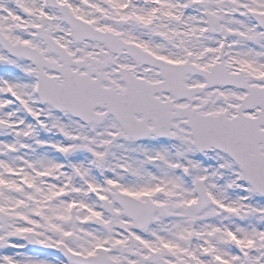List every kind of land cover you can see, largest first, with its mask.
<instances>
[{"label": "rangeland", "instance_id": "374dc122", "mask_svg": "<svg viewBox=\"0 0 264 264\" xmlns=\"http://www.w3.org/2000/svg\"><path fill=\"white\" fill-rule=\"evenodd\" d=\"M188 1L58 0L94 28L114 31L124 40L138 42L166 60L178 63L188 60L210 69L223 53L231 72L242 69L248 76L264 73V41L259 40L260 32L244 18L243 3L206 0L212 2L208 9L221 19L216 33L210 35L201 11L194 13L192 8H184L182 3L186 5ZM253 1L254 7L264 10V0ZM15 2L26 15L11 5L8 8L6 0H0V29L13 44L21 41L45 54V45L34 39L32 30L44 23L46 31L70 53L79 50L78 58H95L97 50L103 49L102 45L91 42L72 43L59 12L48 8L45 0ZM2 7L13 15L1 13ZM131 14L140 23L138 30L128 23ZM8 18L9 23L14 24H9ZM111 18L126 21L125 27L117 29L110 22ZM15 22L18 26L14 29ZM250 40H256L259 51L252 48ZM48 59L57 60L55 56ZM119 66L133 69L148 81L160 80L155 70L139 68L122 56L114 58L105 71L106 77L121 89L124 84L116 76ZM33 76L35 69L29 62L9 60L0 48V209L9 220L7 234L0 233V238L5 240L4 247L0 248V264L4 260L13 264H63L54 253L36 256L15 252L24 248L22 239L27 231H33L47 248H58L63 243L83 255L96 254L103 246L108 248V239L125 245L128 237L134 236L143 255L158 251L170 262H186L192 258L197 264L213 261L215 264H244L238 254L229 250L227 239L233 238L249 255V264H264V203L255 196L253 201H247L250 190L240 177L239 167L227 156L211 151L210 161L205 163L194 149L189 129L181 121L174 122L168 139L148 137L139 143L140 150L133 152L131 148L137 145H129L126 132L113 118L82 126L67 113L60 114L43 106L36 94L37 83ZM201 82L202 79L195 76L189 77L187 84ZM5 89L12 98L3 97ZM219 95L227 99L230 112L235 114L246 93L232 88L211 89L195 106L209 102L203 113L223 112ZM186 105L185 101L177 103L178 107ZM247 115L254 116V113ZM39 124L42 129L34 131ZM92 155L106 158L104 171L92 174L96 173ZM54 157L68 162H59ZM176 157L181 160L180 166ZM69 167L71 171L66 172ZM177 167L191 169L190 180L196 178L205 182L211 197L205 209L190 210L189 204L196 201V196L186 178L178 176ZM108 192L154 201L153 220L145 229L137 230L116 203L117 214L107 215L98 204L104 197L110 199ZM251 217L258 218L257 228L246 227L244 220L250 221ZM110 256L119 259L117 253ZM126 259L134 261L129 256Z\"/></svg>", "mask_w": 264, "mask_h": 264}, {"label": "water", "instance_id": "95a60500", "mask_svg": "<svg viewBox=\"0 0 264 264\" xmlns=\"http://www.w3.org/2000/svg\"><path fill=\"white\" fill-rule=\"evenodd\" d=\"M215 25L214 23H212V27L210 28L212 32ZM36 66L40 70L39 75L42 81V90L47 93L50 102L53 103V96L58 100L57 105L67 107L68 110L72 111L73 115L79 117L85 122L90 123L91 121H96L98 119V116L93 114V109L95 107L107 106L109 108V111L105 114V116H107L109 113H113L115 117L119 121H121L122 125L128 129L130 136H133L135 138H143L146 137L149 133L156 132V130L148 131L146 126L144 131H133L135 130V126L133 125V114L134 112H140V109L137 106L140 95L137 93V89L135 87L136 84H132L131 81V85L128 86V90L123 94H118L113 89L102 90L100 87L92 86L88 78L69 79L65 82V85L63 83L62 87L55 88L52 87L54 86V80L42 73L44 64L36 63ZM48 67L52 69V65H48ZM164 72H167V70H164ZM187 72H189V70L181 73L178 78H181L182 81L184 79L183 75ZM197 72L199 71H193L194 74ZM201 73L209 78L212 84L214 83L212 78H215L216 74L203 71H201ZM222 74L226 79H229V81L217 82V84L237 85L236 80H234L235 77H231L224 72ZM240 79H243V75ZM238 85H241L243 87L246 86L243 82ZM182 90L185 91L186 88H183ZM261 96L263 98L262 106L264 107V92L261 93ZM261 96L256 94H251L250 96H248L247 100L243 102L242 107L239 109V117L234 119L233 122L222 121L221 119L224 117L214 118L208 116L206 119H198L197 115H195V117L193 118V122L195 124L197 123V126L195 125L194 127V124L190 122L186 123L193 129L198 146L204 144V146L202 145V148H205L206 150H209L213 146L231 154L234 158H236L238 162H240L244 166L249 174V180L252 181V183L256 187H264V156L260 154V148L258 147L260 142L264 143V132H261L259 130V125L264 124V117L262 116V113H260V121H257L254 124L249 123L248 120H246L242 116V111L253 108V103L256 102L255 98H261ZM259 101L260 99H258V102ZM53 104L55 105V103ZM167 112H169V109L167 110ZM150 115L151 114H149L148 112V114L145 116L144 124H146ZM167 115L168 124L165 128L166 132H162L164 136H168L172 120L182 117L180 113ZM128 118H131V120L127 121ZM189 118L191 119V117ZM252 152H254L253 155L251 154ZM99 160L102 162V164L100 165L103 166L104 159L99 158ZM245 179L248 180L247 177H245ZM198 187L201 191V183H199ZM202 197V201L194 207L195 210H199L206 205V197L203 195ZM142 205L145 207V211L142 214V220L140 221L139 226L145 227L146 224L151 220V206L149 204ZM1 217L2 218H0V220L3 223V230H6V220L3 215Z\"/></svg>", "mask_w": 264, "mask_h": 264}, {"label": "flooded vegetation", "instance_id": "af4514ba", "mask_svg": "<svg viewBox=\"0 0 264 264\" xmlns=\"http://www.w3.org/2000/svg\"><path fill=\"white\" fill-rule=\"evenodd\" d=\"M239 2V1H238ZM244 2H246L247 4H249V6H248V12H247V14H248V16L250 15L251 16V14H253V13H259L260 15H263L264 14V10L262 11L261 9H258V8H256V7H254V4H251V3H253L254 1L252 0V1H250V0H244ZM239 3H241V2H239ZM190 6H191V8L194 10V13H197V12H199V11H202L200 8H199V6H201V5H203V6H205L206 8H210V6H212V2L210 3H208V1H205V0H191L190 1V4H189ZM17 7H19V4H17ZM7 8H3L2 7V9H1V12H3L4 10H6ZM214 11V10H213ZM202 13H203V11H202ZM252 18V17H251ZM150 39V38H149ZM161 43H165V41H160Z\"/></svg>", "mask_w": 264, "mask_h": 264}]
</instances>
